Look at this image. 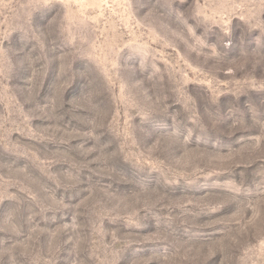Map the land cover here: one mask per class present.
Listing matches in <instances>:
<instances>
[{"label":"rangeland","instance_id":"rangeland-1","mask_svg":"<svg viewBox=\"0 0 264 264\" xmlns=\"http://www.w3.org/2000/svg\"><path fill=\"white\" fill-rule=\"evenodd\" d=\"M0 264H264V0H0Z\"/></svg>","mask_w":264,"mask_h":264}]
</instances>
